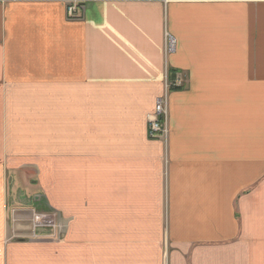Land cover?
Returning <instances> with one entry per match:
<instances>
[{"label": "crops", "instance_id": "crops-1", "mask_svg": "<svg viewBox=\"0 0 264 264\" xmlns=\"http://www.w3.org/2000/svg\"><path fill=\"white\" fill-rule=\"evenodd\" d=\"M0 264H264V0H0Z\"/></svg>", "mask_w": 264, "mask_h": 264}, {"label": "built area", "instance_id": "built-area-1", "mask_svg": "<svg viewBox=\"0 0 264 264\" xmlns=\"http://www.w3.org/2000/svg\"><path fill=\"white\" fill-rule=\"evenodd\" d=\"M151 1V0H148ZM170 0H163L166 4ZM76 10L75 4H69L65 8V14L67 19H74V13ZM174 48V41L168 35L165 36V52H172ZM164 94L156 101L154 109L147 116V136L150 140L162 139L164 142L169 137L168 126V92L171 88V82L168 79V75L165 73ZM155 122V124H153ZM56 213L44 212L41 214H35L33 220L35 228L50 229L56 226Z\"/></svg>", "mask_w": 264, "mask_h": 264}, {"label": "rangeland", "instance_id": "rangeland-1", "mask_svg": "<svg viewBox=\"0 0 264 264\" xmlns=\"http://www.w3.org/2000/svg\"><path fill=\"white\" fill-rule=\"evenodd\" d=\"M16 199H17V197H16ZM49 211V209H47V210H44L43 212H41V213H44V212H48ZM51 212V211H50ZM55 211H52V213H54ZM57 217H58V215H57ZM57 217H56V219H57ZM54 228L53 227H51L49 230H53Z\"/></svg>", "mask_w": 264, "mask_h": 264}, {"label": "trees", "instance_id": "trees-1", "mask_svg": "<svg viewBox=\"0 0 264 264\" xmlns=\"http://www.w3.org/2000/svg\"><path fill=\"white\" fill-rule=\"evenodd\" d=\"M170 73H172V75H173L174 72L169 71V75H170L169 78H170V81H172L173 78H172V75ZM174 90H176V89H174Z\"/></svg>", "mask_w": 264, "mask_h": 264}, {"label": "bare ground", "instance_id": "bare-ground-1", "mask_svg": "<svg viewBox=\"0 0 264 264\" xmlns=\"http://www.w3.org/2000/svg\"><path fill=\"white\" fill-rule=\"evenodd\" d=\"M171 89V88H170ZM154 109V108H153ZM153 124H155V122H153Z\"/></svg>", "mask_w": 264, "mask_h": 264}]
</instances>
